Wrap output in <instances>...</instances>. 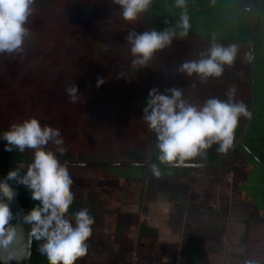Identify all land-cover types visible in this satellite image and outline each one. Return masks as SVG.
<instances>
[{
  "label": "trees",
  "instance_id": "trees-1",
  "mask_svg": "<svg viewBox=\"0 0 264 264\" xmlns=\"http://www.w3.org/2000/svg\"><path fill=\"white\" fill-rule=\"evenodd\" d=\"M174 1L151 0L148 8L135 20H125L114 0H33L32 12L24 22L28 32L21 50L0 52V131L7 129L12 122L36 117L41 125H47L59 133L63 148L57 150L49 146L47 149L59 161L161 162L157 158L155 133L143 120L149 90L155 87L163 92L165 84H172L184 86L183 91H201L202 95L194 97L183 93L188 102L199 106L209 97L226 100L227 89L234 86V99L244 101L249 116L239 118L231 147L220 151L218 144L213 143L202 155L186 159L183 163L212 162L208 166L227 164L231 160H238L239 152L247 151L249 158L245 159L250 165L249 172L254 167L253 162L264 168V113L257 110V105L264 109V98L258 94L262 87V66L256 65V50L259 49L256 44L260 41L263 46L264 29L259 27L258 30L255 22L261 7L256 4L253 7L252 4L251 8H247L245 3L248 0H236L232 7L226 6L230 0H194L203 2L196 3L201 13L193 18L188 17L195 28L192 30L194 33L181 37L174 35L171 43L157 50L145 65H133L130 44L126 39L129 32L155 29L156 11L174 9L159 7L160 2L172 4ZM263 21L264 18H261ZM212 41L224 46L241 45L244 50H238L230 66L224 65L219 77L201 80L195 73L188 75L178 71L182 62L199 59L201 54L207 55ZM242 64L244 68H238ZM98 78L104 81L99 87L96 84ZM70 90L79 91L75 104L67 95ZM250 117L251 125L243 135ZM4 143L0 140V170L6 175L9 169L19 167L23 174L32 159V150L20 152L14 149L9 152L4 150ZM233 147V151L225 155ZM60 152L64 154L61 156ZM61 167L67 169L73 181L70 187L74 198L69 213L87 208L96 221L99 218L97 208L102 199L96 177L89 172V168L123 167ZM129 168L137 170L151 166ZM212 170L215 177L224 174L228 180L235 181L231 179L233 171L228 168L226 172H221L220 168ZM244 173L249 175L248 170ZM98 175L101 176L100 173ZM142 176L139 178L142 179ZM156 178L150 177L152 181ZM76 180L78 184H74ZM254 184L255 193H259L260 188L263 195L261 205L257 206L263 213L264 186ZM15 187L26 211H30L33 205L27 190L22 185ZM202 190L200 193L208 194ZM176 196L181 198L180 195ZM152 225L155 224L148 229L151 230ZM150 230L144 235L146 239L140 242L152 239L155 243L152 251L159 254V261L169 264L178 255L187 257L188 252L183 250H177L179 254L176 257L167 256L155 237H150L156 231ZM116 248L115 260L120 264L124 261L122 251L125 248ZM39 249V245H33L30 264H47L40 256ZM127 254L130 255V251ZM204 257V262L214 263ZM89 262L88 252L77 264Z\"/></svg>",
  "mask_w": 264,
  "mask_h": 264
},
{
  "label": "clouds",
  "instance_id": "clouds-1",
  "mask_svg": "<svg viewBox=\"0 0 264 264\" xmlns=\"http://www.w3.org/2000/svg\"><path fill=\"white\" fill-rule=\"evenodd\" d=\"M121 8L125 20H135L144 12L151 0H114ZM33 0H0V52L20 51L28 29L24 22L32 12ZM183 0H177L182 5ZM180 35H186L189 22L182 14L178 22ZM176 35L174 28L129 32L133 65H145L153 54L170 44ZM238 46H224L212 41L207 55L181 63L178 71L188 75L197 74L201 80L219 77L224 65H231L236 58ZM103 78L96 81L97 87ZM236 89L230 86L226 100L209 97L202 105L188 102L180 88H168L161 92L151 88L143 108V120L156 136L158 160L181 164L186 159L202 155L213 143L220 151H226L233 143L235 129L241 116H249L246 104L234 99ZM67 95L77 103L78 90ZM4 150L20 152L32 150V159L26 170L9 169L0 178V264H20L30 255L32 245L40 246V256L47 264H77L89 251L88 240L92 235L94 217L87 208L69 213L74 194L73 183L66 168L47 149H62L59 133L47 125H41L36 117L12 122L0 131ZM61 156L63 152L59 153ZM155 176L160 175L156 164L151 166ZM15 185L27 190L32 209L17 220L10 203L17 195ZM28 230L27 235L26 231ZM244 264H260L257 259H246Z\"/></svg>",
  "mask_w": 264,
  "mask_h": 264
},
{
  "label": "rangeland",
  "instance_id": "rangeland-1",
  "mask_svg": "<svg viewBox=\"0 0 264 264\" xmlns=\"http://www.w3.org/2000/svg\"><path fill=\"white\" fill-rule=\"evenodd\" d=\"M230 1L226 6H234L236 0ZM160 3L159 7L174 9L156 11L155 29L174 28L175 36L181 37L184 36L179 34L181 15L197 16L201 11L196 3L203 2L183 0L182 5H178L176 0L172 4ZM245 4L247 8L256 4L264 10V0H248ZM261 15L263 19L264 12ZM259 27L264 29V21H257L258 30ZM193 29V23L189 22V36L194 33ZM262 40L263 46L260 41L256 44L259 47L256 50V65L262 66V87L258 94L263 99L264 38ZM237 46L238 50H244L241 45ZM238 68H244V64ZM171 85L165 84L163 90L174 86L182 91L185 89L182 85ZM183 93L192 97L202 95L201 91ZM257 110L264 113V109L258 105ZM239 153V159L229 161L228 165L159 168V176L153 175L152 168H89V172L96 177L102 203L97 208L99 218L94 220L92 235L88 240L91 261L88 264H117L116 247L125 248V251L122 249L124 261L120 264H164L163 260L159 261V254L152 251L155 244L152 239L140 242L146 239L144 235L151 224L155 225L150 231L156 232L150 237H155L167 256L176 257L179 254L177 250L188 252L186 258L178 255L169 264H244L246 259H257L264 264V212L260 214L257 210L263 195L260 188L257 194L253 189L254 183H259L263 188L264 168L253 162L254 167L249 172L250 165L245 159L249 156L248 152ZM226 167L233 171L231 179L234 182L224 174L222 177L213 176L212 169L220 168L221 172H226ZM245 170L249 175L244 173ZM152 176L157 177L155 181L150 179ZM78 183L76 180L74 184ZM199 186L208 194L200 193ZM176 195H183V200ZM203 256L214 263L204 262Z\"/></svg>",
  "mask_w": 264,
  "mask_h": 264
},
{
  "label": "water",
  "instance_id": "water-1",
  "mask_svg": "<svg viewBox=\"0 0 264 264\" xmlns=\"http://www.w3.org/2000/svg\"><path fill=\"white\" fill-rule=\"evenodd\" d=\"M251 118L248 121V124L245 128L244 134L245 135L251 125ZM241 139L238 140L237 143H239ZM236 143V144H237ZM235 147V146H234ZM230 149L225 155H228L231 153L234 149ZM212 162H205V163H181V164H175V163H169V162H146V161H72V160H63L60 161V165L66 166V165H71V166H121V167H142V166H152L153 164H156L157 166H168V167H179V166H207ZM5 176L2 171L0 170V178ZM11 210L13 213H16V219L17 220H22L23 216L26 214V209L24 204L22 203L20 197L18 194L16 197L13 199V201L10 203ZM26 235L28 230L26 229ZM32 252H33V245L30 250V255L26 257L20 264H30L31 258H32ZM15 264V262H13Z\"/></svg>",
  "mask_w": 264,
  "mask_h": 264
},
{
  "label": "flooded vegetation",
  "instance_id": "flooded-vegetation-1",
  "mask_svg": "<svg viewBox=\"0 0 264 264\" xmlns=\"http://www.w3.org/2000/svg\"><path fill=\"white\" fill-rule=\"evenodd\" d=\"M263 12H264V10H262V8H260L259 11H258V16H259V18L257 17V19L255 20L256 23H257L258 20H261V18H262V15H261V14H263ZM263 38H264V36H263ZM196 189H197V188H196ZM202 189H203V187H202V186H199V190H202ZM198 193H199V192H198ZM187 195H188V194H187ZM180 197L182 198V199H181V201H182L184 196H183V195H180ZM199 197H200V196H199ZM174 201H176V200H174ZM177 204H178V203H177ZM180 205H181V203H180ZM257 210L259 211L260 214H262L261 211H260L259 209H257ZM145 212H146V211H145ZM144 219H147V218H144ZM146 234H147V233H146Z\"/></svg>",
  "mask_w": 264,
  "mask_h": 264
}]
</instances>
